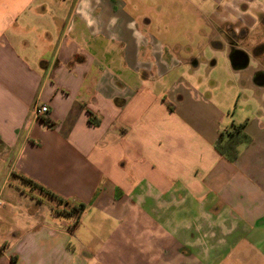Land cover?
Listing matches in <instances>:
<instances>
[{
    "label": "crops",
    "instance_id": "crops-1",
    "mask_svg": "<svg viewBox=\"0 0 264 264\" xmlns=\"http://www.w3.org/2000/svg\"><path fill=\"white\" fill-rule=\"evenodd\" d=\"M102 1L0 0V264H264V0H190L255 59L233 163L177 46Z\"/></svg>",
    "mask_w": 264,
    "mask_h": 264
},
{
    "label": "rangeland",
    "instance_id": "rangeland-1",
    "mask_svg": "<svg viewBox=\"0 0 264 264\" xmlns=\"http://www.w3.org/2000/svg\"><path fill=\"white\" fill-rule=\"evenodd\" d=\"M200 4L196 1L194 5L190 0H103L100 7L107 13L124 11L133 17V25L129 28H151L153 34L161 33L163 41L176 45L177 55L184 62V80L198 85L204 96L208 94L210 100L223 107L225 127L230 129L244 124L247 114L257 110L255 95L241 87V75L247 76L256 68L255 59L250 62L249 69L234 71L227 44L222 43L219 49H213L209 44L215 30L209 24L212 18L196 10ZM145 20L150 22V27L143 26ZM115 22L117 19L113 18L111 23ZM193 60L199 64L195 69L189 63ZM212 63L214 65L210 66Z\"/></svg>",
    "mask_w": 264,
    "mask_h": 264
},
{
    "label": "trees",
    "instance_id": "trees-1",
    "mask_svg": "<svg viewBox=\"0 0 264 264\" xmlns=\"http://www.w3.org/2000/svg\"><path fill=\"white\" fill-rule=\"evenodd\" d=\"M240 55L243 56V58L246 60L245 55L242 52L231 49V52L229 54V60L231 62V66L241 67L244 65V64L240 65L235 62L236 57ZM90 123H91V119H90ZM93 124L97 125V122H93ZM244 129H245L244 124L239 125V126H232L230 130L221 132L218 135V138L215 142V145H214L215 151L220 156L224 157L230 163H233L236 161L238 157L239 149L249 142V138L244 133ZM21 179L22 181L38 189L40 192L44 193L48 197L58 200V198L55 195L45 190L41 186H38L37 184L29 180H26L25 178H21ZM58 201L61 202V200H58ZM83 210H84L83 205H79L77 207H71L67 211H64V215L66 217H72L77 220L79 216L81 215V213L83 212Z\"/></svg>",
    "mask_w": 264,
    "mask_h": 264
},
{
    "label": "flooded vegetation",
    "instance_id": "flooded-vegetation-1",
    "mask_svg": "<svg viewBox=\"0 0 264 264\" xmlns=\"http://www.w3.org/2000/svg\"><path fill=\"white\" fill-rule=\"evenodd\" d=\"M226 32L228 33V36L229 37H232V35H230L232 32L230 31V30H226ZM232 38H234V37H232ZM234 40V39H233ZM237 64H240V63H242L241 65H245V62H246V60L243 58V56H237L236 57V61H235ZM244 65L243 66H241V67H244ZM240 67V68H241ZM233 69V68H232ZM242 69V68H241ZM258 79V78H257ZM262 79H264V78H262Z\"/></svg>",
    "mask_w": 264,
    "mask_h": 264
},
{
    "label": "built area",
    "instance_id": "built-area-1",
    "mask_svg": "<svg viewBox=\"0 0 264 264\" xmlns=\"http://www.w3.org/2000/svg\"><path fill=\"white\" fill-rule=\"evenodd\" d=\"M47 112L48 109L46 107L37 108L36 116L39 117V115H45Z\"/></svg>",
    "mask_w": 264,
    "mask_h": 264
},
{
    "label": "water",
    "instance_id": "water-1",
    "mask_svg": "<svg viewBox=\"0 0 264 264\" xmlns=\"http://www.w3.org/2000/svg\"><path fill=\"white\" fill-rule=\"evenodd\" d=\"M193 66H196V65L193 63ZM232 68H233V70H236V71L241 70L240 67H233V66H232Z\"/></svg>",
    "mask_w": 264,
    "mask_h": 264
}]
</instances>
